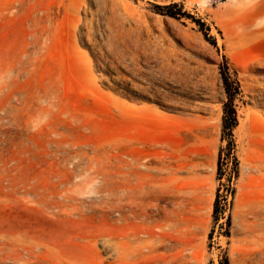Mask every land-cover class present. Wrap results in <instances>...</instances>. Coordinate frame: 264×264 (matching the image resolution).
I'll list each match as a JSON object with an SVG mask.
<instances>
[{
  "label": "rangeland",
  "instance_id": "rangeland-1",
  "mask_svg": "<svg viewBox=\"0 0 264 264\" xmlns=\"http://www.w3.org/2000/svg\"><path fill=\"white\" fill-rule=\"evenodd\" d=\"M106 25L155 47L153 69L107 64ZM220 67L240 91L233 196ZM248 155L264 160V0H0V264H264Z\"/></svg>",
  "mask_w": 264,
  "mask_h": 264
},
{
  "label": "bare ground",
  "instance_id": "bare-ground-1",
  "mask_svg": "<svg viewBox=\"0 0 264 264\" xmlns=\"http://www.w3.org/2000/svg\"><path fill=\"white\" fill-rule=\"evenodd\" d=\"M106 27L108 33L106 36L104 35V46L107 51L113 55V60L112 58L111 60H107V64H114V66L117 65L124 69L138 70L142 69L141 66H139V63L142 61L146 66V68L144 69H153L150 61L151 55H154L152 52L155 51V47L151 48L152 45L147 42H140L139 40L133 39L132 37H128L126 34L121 32V30L115 29L114 26L111 27L109 25H106ZM162 66L163 64L158 66V69H162ZM170 67L168 63L167 69H170ZM243 167L244 169L242 172V179L251 180L252 178H254L255 180H261L264 178V160L250 158L248 155L244 159ZM240 196L241 192H239V195L235 202L236 208H238L242 204ZM244 215L246 216L245 222L247 223V231L250 235L255 232L258 233L259 231H264V210H262L259 205L248 207ZM247 218H250L251 220H248Z\"/></svg>",
  "mask_w": 264,
  "mask_h": 264
},
{
  "label": "trees",
  "instance_id": "trees-1",
  "mask_svg": "<svg viewBox=\"0 0 264 264\" xmlns=\"http://www.w3.org/2000/svg\"><path fill=\"white\" fill-rule=\"evenodd\" d=\"M178 8V11H166L163 14L168 15L173 18H179L181 16L180 13V4L178 3H171L168 5L163 6L164 9L170 10L172 8ZM204 25H200V30L203 32V35L206 37L207 33L202 28ZM220 77L222 80L223 91L226 96V100L223 102L222 105V116H221V140H226V145L224 148H220L218 151V158H217V178H220V162L222 159V154L225 155V159H229L231 161L230 167V174L227 177V185L226 191L230 196L234 194V188L231 185V179L236 178L238 174L237 170V160L235 157V143L233 139V129L237 125V115L235 111V104L234 100L236 96L239 94V84L234 74L230 73L226 67H220L219 69ZM219 188H217L215 197L213 200V209L212 215L214 219H216V215L219 208V200H220ZM226 196L223 197L226 200ZM209 239L211 238V234L208 235ZM219 264H229L228 258L224 256L222 261H219Z\"/></svg>",
  "mask_w": 264,
  "mask_h": 264
}]
</instances>
